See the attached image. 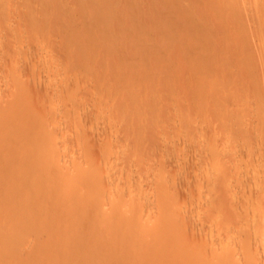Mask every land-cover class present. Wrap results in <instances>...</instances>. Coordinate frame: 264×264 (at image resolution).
Returning a JSON list of instances; mask_svg holds the SVG:
<instances>
[{
    "label": "rangeland",
    "instance_id": "obj_1",
    "mask_svg": "<svg viewBox=\"0 0 264 264\" xmlns=\"http://www.w3.org/2000/svg\"><path fill=\"white\" fill-rule=\"evenodd\" d=\"M1 122L0 264H264V0H0Z\"/></svg>",
    "mask_w": 264,
    "mask_h": 264
},
{
    "label": "bare ground",
    "instance_id": "obj_2",
    "mask_svg": "<svg viewBox=\"0 0 264 264\" xmlns=\"http://www.w3.org/2000/svg\"><path fill=\"white\" fill-rule=\"evenodd\" d=\"M87 54H88V53H87ZM92 54H93V53H92ZM95 55H96V54H95ZM85 56H86V55H85ZM92 56H93V55H92ZM88 58H89V57H88ZM88 58H86V59H88ZM91 58H92V57H91ZM95 58H96V57H95ZM83 61H84V60H83ZM90 61H91V60H90ZM95 63H96V62H95ZM87 66H88V65H87ZM95 66H96V65H95ZM92 67H93V66H92ZM85 68H86V67H85ZM88 71H89V70H88ZM100 78H101V77H100ZM100 88H101V87H100ZM0 124H1V126H2V122H1ZM29 124H30V123H29ZM3 127H4V125H3ZM1 128H2V127H1ZM24 130H25V129H24ZM2 131H3V130H2ZM27 131H28V130H27ZM4 132H5V131H4ZM4 132H3V133H4ZM7 132H8V131H7ZM9 132H10V131H9ZM2 135H4V138L6 137L5 134H2ZM10 135H11V134H10ZM10 135H9V136H10ZM7 136H8V135H7ZM1 137H2V136H1ZM6 139H7V138H6ZM1 140H4V141H5V139H3V138H2ZM11 141H12V140H11ZM8 142H9V141H8ZM31 142H32V141H31ZM36 142H37V141H36ZM0 143H1V142H0ZM2 143H3V142H2ZM13 143H14V142H13ZM30 144H31V143H30ZM37 144H39V143H37ZM51 145H52V144H51ZM51 145H49V146H51ZM31 147H32V146H31ZM35 147H36V146H35ZM37 148H40V147H37ZM41 148L43 149V147H41ZM40 150H41V149H40ZM28 151H29V150H28ZM42 151H43V150H42ZM44 151H45V150H44ZM33 152H34V151H33ZM37 152H38V151H37ZM49 152H50V151H49ZM47 153H48V152H47ZM51 155H52V154H51ZM23 157H24V156H23ZM42 158H43V155H42ZM42 158H41V159H42ZM45 158H46V157H45ZM49 158H51V157H49ZM45 160H46V159H45ZM23 161H24V160H23ZM25 162H27V165H28V161H25ZM31 162H32V161H31ZM41 162H43V161L41 160ZM31 164H32V163H31ZM24 165H25V164H24ZM22 167H23V164H22ZM27 169H28V168H27ZM45 170H46V169H45ZM49 170H50V169H49ZM33 171H34V170H33ZM24 172H26V171H24ZM43 172H44V170H43ZM28 173H29V170H28ZM30 173H31V172H30ZM30 173H29V174H30ZM46 173H47V172H46ZM31 174H32V173H31ZM47 174H48V173H47ZM18 175H19V174H18ZM23 175H24V174H23ZM23 175H22V176H23ZM31 176H32V175H31ZM50 176H51V175H50ZM52 176H53V174H52ZM25 177H26V176H25ZM15 178H16V177H15ZM38 178H40V177H38ZM74 178H75V177H74ZM24 179H26V178H24ZM41 179H42V178H41ZM47 179L50 180V178H47ZM71 179H72V178H71ZM75 179H76V178H75ZM87 179H88V178H87ZM11 180H12V179H11ZM35 180H36V179H35ZM42 180H43V179H42ZM72 180H73V179H72ZM78 180H79V178H78ZM78 180L76 179L77 182H78ZM83 180H84V178H83ZM83 180H80V181H83ZM85 180H86V179H85ZM46 181H48V180H46ZM74 181H75V180H74ZM80 181H79V182H80ZM12 182H13V181H12ZM38 182H39V180H38ZM48 182H49V181H48ZM52 182H53V181H52ZM52 182H51V183H52ZM68 182L72 183L71 181H68ZM13 183H15V180H14ZM18 184H19V183H18ZM41 184H43V183H41ZM55 184H56V183H55ZM73 184H75V185H74V187H72V188H75V189L77 188L76 190H78V191H76L75 189H73L74 191H76L75 193L79 192V189H80V188H78V186H76V185H77V184L80 185V184H82V183H80V184L77 183V184H76V182H74ZM84 184H85V182H84ZM16 185H17V184H16ZM37 185H38V183H37ZM82 185H83V184H82ZM85 185H86V184H85ZM14 186H15V185H14ZM17 186H18V185H17ZM17 186H16V187H17ZM56 186H57V185H56ZM86 186H87V185H86ZM18 187H19V186H18ZM26 187H27V186H26ZM26 187H25V188H26ZM40 187H41V186H40ZM79 187H81V185H80ZM84 187H85V186H84ZM21 188H22V187H21ZM21 188H20V187L17 188V191L20 192V193L18 192L19 194H21V193L24 191V190H22V192H21V191L19 190V189H21ZM25 188H22V189H25ZM38 188H39V187H38ZM53 188H54V187H53ZM57 188H58V187H57ZM59 188H60V187H59ZM59 188H58V189H59ZM82 188H83V187H82ZM86 188H87V187H86ZM32 189H33V188H32ZM36 189H37V188H36ZM49 189H51V188H49ZM49 189H48V190H49ZM55 189H56V188H55ZM12 190H13V188H12ZM12 190H11V191H12ZM33 190H34V189H33ZM48 190H47V191H48ZM80 190H81V189H80ZM88 190H89V187H88ZM11 191H9V192H11ZM81 191H83V190H81ZM12 192H14V191H12ZM15 193H16V191H15ZM18 193H16V194H18ZM33 193H34V194H37V193H35V192H33ZM33 193H32V195L35 196ZM67 193H69V192H67ZM79 193H80V192H79ZM79 193H78V196L80 197L81 194H79ZM83 193H84V192H83ZM85 193H86V192H85ZM85 193H84V194H85ZM8 194H9L8 191H7V193H6V191L2 192V195L0 194V196H1V197H0V206H1V208H0V212H1V213L3 212L2 214H4V217H3V218H4V221H5V220H8V221H11V222L14 223V222H15V217H17V216H19L21 220H19V218H18V219H16V221H17V220H19V222H21V221H25L26 219H24V217H28V216H30L32 212H36L38 209L40 210V208H42V207L44 206L43 202H41V203L39 202V201H41V199H39V196H40V195H37L38 197L35 196L36 199H34V198L32 197L31 194L26 195L27 193H26V192H23L22 195H23V194L25 195V198H24V199H23V197H22L21 195H19V194H18V195H19L20 197L17 196L16 199H12V198H14L15 196L13 195V196L11 197V194H10V196L7 197ZM13 194H14V193H13ZM16 194H15V195H16ZM29 196H30V197H29ZM68 196H69V195H68ZM76 196H77V194H76ZM78 196H77V197H78ZM18 197L20 198V201H21V200H22V201H23V200L26 201V204L23 202V205H26L24 209H26V207H27V205H28L29 203H32L31 205L29 204V205H30L29 208H31V209L29 210V208H28V209L26 210V212H25V210H23V209L21 208L22 203H21L20 201H18V200H19ZM21 197H22V198H21ZM31 197H32V198H31ZM79 197H78V198H79ZM40 198H41V197H40ZM11 199H12V200H11ZM37 199H38V200H37ZM13 200H14V201H13ZM12 201H13V202H12ZM15 201H16L17 203L19 202V205H20V204H21V205H20V206L17 205V203H16ZM79 201H80V198H79ZM15 203H16V204H15ZM84 203H85V202H84ZM42 204H43V205H42ZM80 204H81V202H80ZM15 205L18 206V208H17ZM41 205H42V206H41ZM85 205H86V204H84L83 207H86ZM13 206H15V207H13ZM23 207H24V206H23ZM87 207H88V206H87ZM87 207H86V208H87ZM15 208H16L17 210L19 209V210H18V214H20V212L23 210V212H21L22 214H20V215H14L15 213H17V212H15ZM1 209H3L4 211H3V210L1 211ZM21 209H22V210H21ZM17 210H16V211H17ZM20 210H21V211H20ZM43 210L46 212L45 215L48 214V217H49V213H48V212H50V211H51V213L54 212L53 209H51L50 207H48V210H47V209H46V210L43 209ZM47 211H48V212H47ZM37 212H38V211H37ZM37 212L33 215L34 217H36V216L38 215ZM1 213H0V214H1ZM24 213H25V214L28 213V214H30V215L27 214V215H28V216H27V215H25ZM51 213H50V214H51ZM2 214H1V215H2ZM23 214H24V216H22ZM43 214H44V213H43ZM2 216H3V215H2ZM5 216H6V217H5ZM21 216H22V218H21ZM40 216H41V215H40ZM40 216L37 217V218H40ZM51 216H52V215H51ZM53 216H54V214H53ZM31 217H32V216H31ZM117 217H118V216H117ZM51 218H52V217H51ZM23 219H24V220H23ZM29 219H32L31 222H34V221H35V220L33 221V219H35V218H33V217H32V218H29ZM41 219H42V218H41ZM245 219H246V218H245ZM36 220H37V219H36ZM37 221H38V220H37ZM39 221H40V220H39ZM245 222H246V220H245ZM248 222H249V221H248ZM263 224H264V223H262L261 226H260L259 228L263 227ZM256 225L258 226L259 224L257 223ZM254 226H255V225H254ZM257 226H255V227L257 228V231L264 229V227H263L262 229H259ZM237 228H238V227H237ZM249 228H250V226H249ZM256 228H255V229H256ZM250 229H252V228H250ZM253 229H254V227H253ZM258 229H259V230H258ZM224 231H225V230H224ZM252 232H253V231H252ZM255 232H256V231L254 230V234H255ZM248 233H249V232H248ZM248 233H244V234H247V235H246V239L248 238L247 240L244 238L245 235H244L242 232H241L240 234H241V235H244V237L242 238L241 235L239 234V235H240V236H239L240 238H237V236H238V235H237L236 237H233V238H234L233 241H230V240H232V239H231V238H232V237H231L232 235H231V236H228V237L226 236V237H224V238H221V239H220V243H219V241H217L218 243L216 242V243H217V246H216V247H218L219 245H220V246H219L218 248H216V247L211 248V249L213 250L211 255H214L215 259H214V258H211V257H210V256H211L210 254H209L210 256L208 257V259L210 258L211 260L214 259V260L216 261L217 256H219V255L222 254V253H226V255H230L231 257H227V258H230L229 261H228L227 259H225V262H226V260H227V263H225L224 261H222V262H224V264H240V262H243V258L246 259L248 256L252 255V254L254 253V251H255L254 248H253L254 243H252V239L255 241L257 238H252V237H251V238H252V239H251V238H250V235L253 234V233H251V231H250V235H249ZM257 233H258V232H257ZM248 235H249V236H248ZM229 237H231V238L229 239ZM19 238H20V237L17 238L16 236H13V237H12L13 241H9V242H7V243H10V242H11V243H14V244H15V243H18L19 240H20ZM117 238H119V237H117ZM117 238H116V239H117ZM122 238H123V237L119 238V241H120V242L123 241ZM21 239H23V238H21ZM227 239H228L229 241H228ZM216 240H218V238H217ZM119 241L116 240V243L118 242L117 244L121 245L122 242L119 243ZM246 241H247V242H246ZM254 241H253V242H254ZM123 243H124V242H123ZM235 243L238 244L239 247H237V245H236ZM255 243H256V242H255ZM259 243H260V242H259ZM259 243H258V244H259ZM14 244H13V246H12L13 248H14ZM19 244H21V243H19ZM214 244H215V243H214ZM222 244H223V245H222ZM260 244H261V243H260ZM263 245H264V244H262V246H263ZM19 246H20V245L15 246V250H16V248H18ZM214 246H215V245H214ZM258 246H259V245H257V244L254 245V247H256V251H257V252H258L257 248H260V246H259V247H258ZM19 248H20V247H19ZM237 248H238V249H237ZM263 248H264V247H263ZM252 249H253V250H252ZM13 250H14V249H12V251H13ZM15 250H14V251H15ZM259 250H260V249H259ZM262 250H264V249H262ZM5 251L7 252V250H3V251H1V253H2V252L5 253ZM9 251H11V249H10ZM14 251H13V252H14ZM109 251H110V250H107V252H109ZM210 251H211V250H210ZM214 251H215L216 253H215ZM260 251H261V250H260ZM107 252H106V255L104 254V255L106 256V258H107V255H108L109 258H113V257H114V259L119 260V261H120V260H123L122 258H125V256L128 254V253H127V254L125 253V255H124V253L122 252L121 255L123 254V257L119 255L120 259H118L117 257H115L116 254H114V256H113V255H109V254H111V253H108V254H107ZM110 252H111V251H110ZM208 252H209V251H208ZM1 253H0V254H1ZM7 253H8V252H7ZM5 254H6V253H5ZM112 254H113V253H112ZM206 254H207V253H206ZM2 255H3V253H2ZM8 255H9V253H8ZM10 255H12V254H10ZM222 255H225V254H222ZM261 255H262V254H261ZM3 256L5 257V256H7V255H3ZM3 256H2V258H3ZM111 256H113V257H111ZM198 256H200V255H198ZM98 257H99V256H98ZM121 257H122V258H121ZM126 257H128V256H126ZM196 257H197V256H196ZM212 257H213V256H212ZM223 257H224V256H223ZM94 258H95V257H94ZM193 258H194V257H193ZM200 258H201V257H200ZM202 258H205V257L202 256ZM202 258L200 259V263L203 261ZM248 258H249V257H248ZM92 259H93V258H92ZM97 259H98V258H97ZM97 259H95V260H97ZM197 259L199 260V257H197ZM197 259H196V260H197ZM101 260H102V259H101ZM101 260H100V258H99V260H98V264H100V261H101ZM190 260H191V258H190ZM214 260H212L213 264H218L217 262L215 263ZM241 260H242V261H241ZM204 261H205V259H204ZM207 261H209V260H207ZM244 261H245V260H244ZM91 262H92V261H91ZM91 262H88V263H89V264H92ZM95 262H96V261H94L93 264H95ZM189 262H190V261H189ZM245 262H246V261H245ZM88 263H87V264H88ZM203 263H204V262H203ZM203 263H202V264H203ZM247 263H249V262H247ZM252 263H253V262H252ZM192 264H195V263H192ZM196 264H197V263H196ZM198 264H199V261H198ZM219 264H220V263H219ZM243 264H244V262H243ZM250 264H251V263H250Z\"/></svg>",
    "mask_w": 264,
    "mask_h": 264
}]
</instances>
